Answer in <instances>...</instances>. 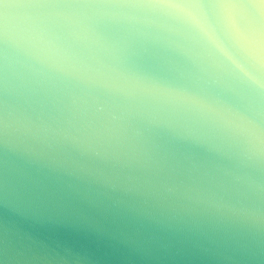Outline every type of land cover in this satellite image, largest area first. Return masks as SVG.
I'll use <instances>...</instances> for the list:
<instances>
[{
    "label": "clouds",
    "instance_id": "1",
    "mask_svg": "<svg viewBox=\"0 0 264 264\" xmlns=\"http://www.w3.org/2000/svg\"><path fill=\"white\" fill-rule=\"evenodd\" d=\"M0 264H264V0H0Z\"/></svg>",
    "mask_w": 264,
    "mask_h": 264
}]
</instances>
